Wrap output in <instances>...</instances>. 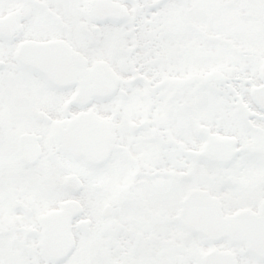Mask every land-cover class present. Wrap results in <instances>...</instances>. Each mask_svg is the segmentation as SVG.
Here are the masks:
<instances>
[{"label":"snow or ice","instance_id":"snow-or-ice-1","mask_svg":"<svg viewBox=\"0 0 264 264\" xmlns=\"http://www.w3.org/2000/svg\"><path fill=\"white\" fill-rule=\"evenodd\" d=\"M0 264H264V0H0Z\"/></svg>","mask_w":264,"mask_h":264}]
</instances>
